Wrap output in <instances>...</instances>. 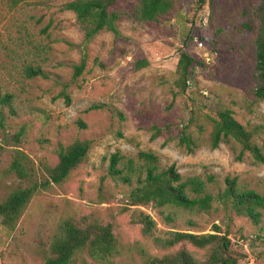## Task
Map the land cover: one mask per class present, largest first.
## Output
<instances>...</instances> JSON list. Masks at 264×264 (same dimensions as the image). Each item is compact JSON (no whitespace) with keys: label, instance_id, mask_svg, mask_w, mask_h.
Masks as SVG:
<instances>
[{"label":"rangeland","instance_id":"374dc122","mask_svg":"<svg viewBox=\"0 0 264 264\" xmlns=\"http://www.w3.org/2000/svg\"><path fill=\"white\" fill-rule=\"evenodd\" d=\"M67 1L18 0L14 5L13 0H0V88L13 96L10 109L0 107V203L21 185L8 171L15 150L29 158L37 179H42V166L57 162L59 144L91 142L86 161L62 184L38 191L13 230L0 225V264H43L59 222L68 217L111 223L118 249L107 261L81 252L70 264H141V251L153 256L167 252L142 236L129 213H119L127 188L107 175L114 152L135 156L150 151L162 167L174 165L183 176H212L213 193L224 188L226 177L264 193V164L247 154L236 161L230 145L210 149L207 143V116L221 107L232 110L247 128L264 124V101L256 102L253 96L258 82L253 43L258 0H173V10L160 22L120 19L119 37L101 32L86 47L74 13L62 7ZM134 3L120 0L118 6L128 9ZM246 23L254 32L242 28ZM180 52L198 63L189 76L188 93L173 96ZM84 54L85 68L74 76ZM142 59L148 65L136 70L135 63ZM27 65H40L50 78H25ZM93 105L100 108L90 109ZM189 120L188 130L200 143L192 154L177 145L179 127ZM153 125H171L172 140L165 143L164 135L150 140ZM139 209L155 221V234L172 227L160 210ZM168 212L176 217V228L186 229L187 214L173 208ZM193 219L201 233H213V224L219 226L220 234L244 254L238 264H264V211L254 224L214 202L208 213ZM187 248L197 258L205 256Z\"/></svg>","mask_w":264,"mask_h":264},{"label":"trees","instance_id":"16d2710c","mask_svg":"<svg viewBox=\"0 0 264 264\" xmlns=\"http://www.w3.org/2000/svg\"><path fill=\"white\" fill-rule=\"evenodd\" d=\"M119 1L69 0L63 4L64 10L74 13L76 22L83 31L84 47L101 32H110L114 37H119L116 24L120 19H131L146 24L158 23L168 16L174 7L173 0H135L128 9H123L118 6ZM17 2L18 0H13L14 5ZM254 14L258 22L253 40L258 82L253 96L256 102H261L264 101V0L257 1ZM242 28L250 32L255 30L249 23L243 24ZM85 58L84 54L80 63L74 66V76L83 72ZM197 63L189 54L179 53L174 81L177 90H172L173 96H185L188 93L189 76ZM147 65V60L142 59L137 61L134 67L139 70ZM22 74L27 79H49L51 76L40 65H27ZM64 97L69 102L66 94ZM12 99L11 94L2 92L0 88L1 109H10ZM98 108L99 105L90 107ZM1 116L4 117L2 113ZM207 120L211 127L207 142L210 149L228 144L237 153L236 161H242L247 154L255 163L264 164V124L247 128L239 123L232 110L226 107L208 115ZM190 122L191 120L179 127L177 137V145L188 154L194 153L200 147L198 138L188 130ZM79 126L85 127L82 122H79ZM149 130L150 140L164 135L165 143H168L174 135L171 125H153ZM198 130L201 132L203 128L199 127ZM90 148L89 140L76 139L68 145L59 144L56 149L57 162L54 166H42V179H37L29 158L21 151L15 150L8 171L15 175L21 185L11 190L0 203V225L7 230H13L31 198L38 191L48 190L53 185H60L67 180L71 172L86 161ZM107 175L127 188L125 203L119 208V213H129L130 223L140 227L142 236L152 239L156 248L167 251L161 256L141 251V264H238L244 254L233 247L226 234H220L219 226L213 224V233H201V226L193 216L208 213L213 203L218 202L237 216L258 224L264 211V193L241 186L236 177H226L224 188L213 193L212 176L206 179L198 175L183 176L174 165L162 167L158 156L150 151H139L135 156H126L120 152L110 154ZM139 207L160 210L164 221L172 227L163 235L155 234V221ZM168 208L177 209L189 216L184 222L186 229L176 228L174 214L165 213ZM187 246L204 252L205 256L197 258ZM81 252L93 260L100 261H107L115 256L118 249L113 225L90 217L62 219L51 239L43 264H70Z\"/></svg>","mask_w":264,"mask_h":264}]
</instances>
